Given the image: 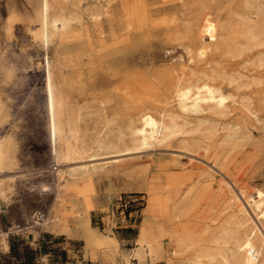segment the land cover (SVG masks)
<instances>
[{
    "label": "rangeland",
    "instance_id": "1",
    "mask_svg": "<svg viewBox=\"0 0 264 264\" xmlns=\"http://www.w3.org/2000/svg\"><path fill=\"white\" fill-rule=\"evenodd\" d=\"M32 1L0 0L4 62L9 66L16 61L19 63L13 66L20 67L10 70L15 74L6 80L8 83L0 80V99L10 113L1 130L19 142V166L5 178L10 187L0 205V232H8L10 244L7 251L0 245V264H67L70 252L94 260L101 252L108 264H121L123 254L136 246L143 221H148L156 234L158 249L140 264H196L202 249L211 247V252H218L225 245L221 240L213 241L218 232L251 215L257 219L241 189L252 202L261 200L264 208V65L258 63V50L240 56L228 52L230 44L242 40L240 15L258 18L246 0H67L65 4L52 0L50 13L59 6L81 16L66 40L58 37L53 43L34 38L35 27L41 23ZM9 18H16L10 32L4 28ZM259 19L264 26V17ZM77 28L82 30L79 34ZM201 48L207 53L200 59ZM189 50L195 60L187 69L244 74V85L219 78L226 91L236 95L228 101L225 113H202L212 121L168 144L125 155L120 161L101 158L91 176L79 180V189L60 199L62 211L76 229L88 202L92 225L100 231L109 225L115 227L122 240L119 247L105 244L97 248L88 245L81 233L69 239L45 229L35 238L26 228L29 215L32 211L47 213L57 199L55 190L40 189L42 181L55 187L57 180L46 124L49 61L62 58L60 81L70 95L77 96L74 98L84 110L83 126L89 134L104 130L107 119H115L111 120L115 125L110 124L115 132L119 127L127 132L137 115L164 104L174 73L188 61ZM234 195L238 199H229ZM121 197L135 200L133 214H114ZM14 226L20 228L12 231ZM182 239L187 243L181 244ZM202 261L211 262V256H203Z\"/></svg>",
    "mask_w": 264,
    "mask_h": 264
},
{
    "label": "bare ground",
    "instance_id": "2",
    "mask_svg": "<svg viewBox=\"0 0 264 264\" xmlns=\"http://www.w3.org/2000/svg\"><path fill=\"white\" fill-rule=\"evenodd\" d=\"M33 1L32 2L35 3V10L39 15L37 17L38 19L40 18L39 20L37 19L38 23L39 21L41 23L40 25L37 24L35 27L37 29H35L33 33L34 38L39 37L42 38L43 40L48 41L49 43L50 42L53 43L54 41L57 40L58 37L59 40L61 39V41L66 40L67 35H71V33L69 34V32H71V29H75V27L73 26L74 22L76 20H81L79 19V17L81 18L80 15L77 16L75 15V13L73 14L71 12L70 13L65 12V9L61 10L59 9L60 8L59 6H58L59 10L55 8L56 9L55 13H50V10L53 11L52 9H54L51 7L53 6L52 4L55 0H53V2L52 0H33ZM56 1L60 2L59 0ZM61 1H62L61 3L65 4L67 0H61ZM82 1L80 0V3ZM62 5L60 6L61 7L65 6ZM246 6L250 11L253 9L254 12L258 15V18L252 17L249 14L240 15L241 17L240 22L242 25L240 24L241 26L238 32L242 40L239 39L238 36H236L237 37L236 40L239 39L240 41L238 40L239 42L238 41L234 42L232 43V45L230 44V47H228V52L232 55L240 56L245 53H249V51L258 50V55L256 58L260 66H263L264 65V26L261 24V20L259 18L264 17V0H246ZM12 14H14V12H12ZM13 17H16V14ZM33 17L34 16H32V18ZM24 18L25 17H23V19ZM12 19L15 20L16 18H12ZM12 19L9 18L8 23L7 20H5L7 23L6 25H4L5 30L7 29V31L9 30L11 31L10 28H12L13 25L16 23V22L12 23ZM18 20L19 19H17V21ZM30 22H31L30 24H32L33 21ZM18 23L20 24V22ZM79 30L81 29H78V34H79ZM7 31L6 33L8 35L9 33ZM69 38L71 37H68V39ZM11 39H14V37ZM71 39L73 40V38ZM62 49L64 48L62 47ZM70 51H66V52H70ZM3 52H5L3 47H0V72L2 73L1 75L2 77H0V80L8 81V79L13 78L12 76L15 74L13 73L12 75V71L10 70L13 69L14 67H19V65H17L19 62L17 63L15 61L14 63L17 64H15L16 66H13L14 63L11 61L13 65L8 66L7 65L8 61L7 63L4 62L5 55H3ZM77 53H76L77 54L76 56H78L77 59H80L79 51ZM188 53H189L188 54L189 58H187L188 61L186 63L184 62L185 64L181 63L182 64L181 70L175 71L174 73L173 76L174 80L172 82L170 96H168L166 100L163 101L164 104L153 112L143 111L139 115H137V117H135L128 126L127 132L122 127L119 128L117 127L118 129L115 132V130L112 129L110 125L112 123L111 120H115V119H111L109 121L107 119V122H105L104 130L102 131L99 130V132L97 133L89 134L88 130L83 126L85 125L83 124L84 115L82 112L84 110L80 109V106L78 105V100L74 98L76 95L74 97L70 95L69 92L65 90L64 84H62V82L60 81L59 73L60 70L62 71V69H64V67H62V69L60 67L61 64L60 60L62 59L61 58L62 56L60 57V55L62 53L61 54L59 53L60 54L59 57L61 59L53 58L49 61L48 77H47V100H46L47 112L44 111V113L46 112V116H47L46 124H47L49 137L52 143V151H53V162H54L53 169L55 170L57 180L55 187L51 186L49 181H42L40 189L43 192H49L55 190V193L57 194V199L48 209L47 213H43V211H34V212L32 211L31 214L29 212L30 214L29 217L27 215L28 224L27 226L26 225L24 226H26V228L33 233L32 235H34L35 238H38L41 233V230L45 229L56 234L68 235V237L71 235H77L78 233L79 234L81 233L86 237V243L88 245L90 244L96 247L98 246L102 248L104 247L103 245L105 244H109L107 247H109L111 244L112 246L114 244V247L115 245L119 247L122 240H120L115 227L109 225L107 226V228L100 231L98 228L92 225L91 208L88 202H85L84 211L83 213H81V218L80 217L78 218L80 219V221L76 229L68 222L66 212L62 211V207L60 205V201H61L60 199H63L66 196L76 192L79 189L78 188L79 180L91 176V174L95 171V169H97L96 167L99 166L98 161L101 158L106 159L109 157L111 158L110 160L113 162L120 161L124 159L125 155L127 156L128 154L131 155L133 153L142 152L143 150L145 149L147 150V148L153 147L155 145L168 144L174 139L177 138L179 139V137H183V135L192 134L200 131L202 129L201 127L203 124L210 123L212 121V119L209 116H202L203 115L202 113L208 111L218 112L220 114L225 113V109L226 107H228L227 104L228 101L231 100L232 98H235L236 95L230 91H226L223 84L218 82L219 78L227 79L230 83H240V85L241 84L244 85L243 83L244 74L241 72L228 73L225 70L219 71L217 69H215L213 73L208 71H197L195 68L192 67L190 69H187V67L188 68L190 67L189 66L190 63H192L195 60V56L193 55L192 51L189 50ZM206 53H207L206 48H201L198 51L197 56L198 58L201 59L204 58ZM72 54L73 52L71 53V55ZM67 55H69V53H67ZM76 62H74V65ZM79 62L81 61L79 60ZM62 64L65 65V63ZM67 65H69V63ZM75 68L78 67L76 66ZM7 81L6 83L9 82ZM11 81L12 80H10V82ZM98 97L100 98V96ZM3 100L0 99V205L2 203V199L7 195L8 187H10L8 184L9 182L7 183L6 182L7 180L5 178H7L10 172L17 170L19 166V159H18L19 157L17 155L19 150L18 149L19 142L16 141L17 137H15L16 138L15 139L13 136L8 135L6 132H4L3 129L1 130V126H3V124L6 121L8 123L9 120L8 116L10 114V113L7 114L4 105L5 103L3 102ZM98 104L100 103L98 102ZM102 112L103 111H101V113ZM10 117L12 118V116ZM12 124L14 123L11 122V126ZM112 125L115 124L112 123ZM217 129L218 126H216V128L214 127L213 133H215ZM90 131L92 132L91 128ZM126 136L129 137L130 139L129 142L126 139L127 138ZM184 139L185 138H183L182 140ZM104 161H107V159ZM260 194H262V192ZM241 196H243V199H245L249 203V206H251L250 208L255 213V216L257 217L259 222H257L256 221L257 219L255 220L254 217L251 215V217L246 221L235 222L237 225L234 227L231 226L225 227L223 230L218 232V234L214 235L213 237V241L221 240L225 245L221 249H219L218 252H211V247L208 249H202L201 253L198 255V259L194 260L196 264H264V208L262 207L263 204L261 200L252 202L250 200V196L246 193L244 189H241ZM231 198L238 199V195L229 197V199ZM18 227L14 226L11 229L13 231L16 230ZM156 241H157L156 234L154 233L153 229L150 227V223L148 221H143L140 224V234L135 239L136 246L133 249L128 250L123 254V257L121 258L122 259L121 264H140L141 261L148 254L155 255L158 249V247L155 245ZM186 243H187L186 239H182L181 244H186ZM0 245L5 251H7L10 248L7 231L0 232ZM109 249L112 250V248H108L107 251H109ZM209 255L211 256L212 261L203 262L202 261L203 256H209ZM43 258H42L43 260H46L47 256L45 255ZM95 262L93 260V264H96ZM68 264H72V263H68Z\"/></svg>",
    "mask_w": 264,
    "mask_h": 264
},
{
    "label": "crops",
    "instance_id": "3",
    "mask_svg": "<svg viewBox=\"0 0 264 264\" xmlns=\"http://www.w3.org/2000/svg\"><path fill=\"white\" fill-rule=\"evenodd\" d=\"M98 211H99L98 213H102L101 210H98ZM92 214H93V212H92ZM116 232L119 235V238H121L120 233L118 231H116ZM127 238L128 237H125V239H127ZM70 251H72V250L70 249ZM69 254H70V257H69L67 264L68 263L80 264V263L85 262V261H87V263H89V264H93L94 259H92L91 257L89 259L85 258V254L79 255V254H76L75 252H70ZM97 255L98 256H97L96 260H94V261H96L95 262L96 264H108L106 262V259H104V256L101 252H98ZM77 256H78V258H77ZM48 259H50V256H48Z\"/></svg>",
    "mask_w": 264,
    "mask_h": 264
},
{
    "label": "built area",
    "instance_id": "4",
    "mask_svg": "<svg viewBox=\"0 0 264 264\" xmlns=\"http://www.w3.org/2000/svg\"><path fill=\"white\" fill-rule=\"evenodd\" d=\"M135 205V200H133L132 198L129 197H121L119 200V205L116 208V210H114V214L116 212V214H120V215H128V214H133L135 211L133 209Z\"/></svg>",
    "mask_w": 264,
    "mask_h": 264
}]
</instances>
